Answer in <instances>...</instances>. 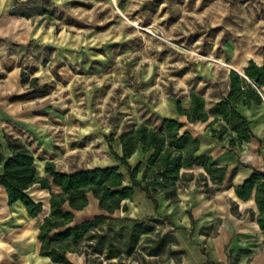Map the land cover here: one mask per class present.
<instances>
[{"label": "rangeland", "instance_id": "1", "mask_svg": "<svg viewBox=\"0 0 264 264\" xmlns=\"http://www.w3.org/2000/svg\"><path fill=\"white\" fill-rule=\"evenodd\" d=\"M255 54L264 0H0V140L60 170L109 164L106 136L215 97Z\"/></svg>", "mask_w": 264, "mask_h": 264}, {"label": "trees", "instance_id": "2", "mask_svg": "<svg viewBox=\"0 0 264 264\" xmlns=\"http://www.w3.org/2000/svg\"><path fill=\"white\" fill-rule=\"evenodd\" d=\"M243 74L230 70L228 94L207 110L203 96L194 90L188 94V108H184L181 98L176 97V113L185 116L191 123L206 121L211 115L220 116L225 125L219 128L215 137L221 140L222 136L232 137L234 133L237 142L231 138L229 147L233 150L240 148L243 142H249L255 135L249 121L237 107L240 104L247 107L261 104L264 95V65L249 59ZM36 81L35 77L31 79L30 86L34 87ZM22 82H26V79ZM47 91L48 86L45 84L37 92ZM183 126L184 123L177 117H163L157 126L141 122L117 137L113 134L106 136L110 153L127 169L129 184L124 183L125 175L118 165L61 172L56 169L54 162L46 161V176H37L33 153L18 137L5 134L4 141L10 156L4 155V144L0 141V186L5 190L7 204L20 202L29 216L36 217L42 212L43 203L35 200L29 189L38 185L50 191L49 213L44 216L37 234L39 254L49 257L54 264H73L67 258L69 252L84 254L88 264H130L132 261L151 264L152 261L147 257L162 260L163 254H166V258L179 261L184 251L171 248L177 242L176 238L170 231L161 233V230L155 228L162 220L172 225L168 217L160 219L151 216L134 220L132 227H121L118 230L111 225L117 219L113 216L117 209L127 210L123 201L132 197L135 187L145 191L147 197L156 204L160 192L153 184L160 181L165 185L161 193L171 202H177L178 186L194 178L193 173L182 169L192 166L204 169L206 174H199L195 180L203 184L207 195L220 190L226 179L232 180L237 167L228 170L227 166L214 163L211 157L197 156L199 139L183 131ZM117 140L121 143V155L113 148ZM138 149L142 159L131 165L127 159ZM52 185L59 187V192L51 191ZM234 191L242 200L254 197L259 211L256 221L264 234V170L253 168L241 184L234 186ZM88 193L93 194L99 208L105 213L72 224L73 211L87 205ZM66 203L69 210L64 208ZM142 236L144 238L141 240Z\"/></svg>", "mask_w": 264, "mask_h": 264}, {"label": "crops", "instance_id": "3", "mask_svg": "<svg viewBox=\"0 0 264 264\" xmlns=\"http://www.w3.org/2000/svg\"><path fill=\"white\" fill-rule=\"evenodd\" d=\"M245 57H250L249 59L257 64L264 65V54L263 57L259 54H255V56L246 55ZM247 63L238 69L228 66L225 89L215 97L207 98L203 93L198 92L204 98L206 110L228 94L230 70L244 75L243 69ZM183 107H189V100L187 105ZM237 109L249 121L255 138L249 142H243L241 147L236 150L229 147L231 138L237 142L234 133H232V137L222 136L221 140L215 137L219 128L223 124L225 125L220 116L211 115L206 121L193 123L188 122L185 116L177 113V116H161V118L177 117L184 123L182 130L190 132L193 137L199 139L197 156L211 157L214 163L225 165L228 170L237 167V172L231 181L226 179L223 182L220 190L207 195L203 184L195 180L199 174H206L204 169L201 166L182 169L181 171L193 173L194 178L188 183L178 186L176 189L177 202H171L161 193L165 185L160 181L153 184L154 188L160 192L156 204L147 197L145 191L138 187L134 188L132 197L123 201L126 203L127 210L117 209L113 213L117 219L111 227L118 230L121 227H132L134 220H142L151 216L160 219L168 217L172 225L162 220V223L156 224L155 228L161 230V233L170 231L177 240L171 245V248L184 251L179 261L171 257L166 258V254L161 256L162 260H158L157 257H147L152 261L151 264H264V234L256 221L259 211L254 197L251 196L247 200H242L237 197L234 191V186L241 184L252 173L253 168L264 170V95L261 104H253L250 107L240 104ZM161 118L156 124L151 121L145 123L149 126H157ZM215 118L218 120L214 121ZM139 123L141 121L130 125L122 132ZM118 135H114V137ZM0 141L4 144V155L9 157L10 152L5 141ZM113 148L117 154L121 155L119 140L113 144ZM111 157L112 160L109 164L97 166L118 165L119 170L125 175L124 183L129 184L127 169L112 154ZM140 159H142V153L138 149L127 160L131 165H134ZM45 162L35 160L37 176H46L44 172ZM52 162L55 163L53 160ZM56 169L61 172L73 171L60 170L57 165ZM138 178H140V173ZM208 183L211 185L210 181ZM59 190V187L52 185L51 191L59 192ZM38 193L47 194L45 197H34L30 193L35 200L43 203V210L38 216L31 217L20 202L8 205L5 190L0 186V264L7 262V264L11 262L12 264H54L49 257L39 254L40 242L37 239V234L44 216L49 213L50 191L38 187ZM87 199L88 203L83 209L73 211L72 224L105 213L99 208L98 200L92 193L87 194ZM64 208L70 209L67 203ZM143 238L144 236L141 240ZM15 257L17 260L14 259ZM67 258L73 264H88L84 254L69 252ZM155 260L157 261L154 262ZM130 264L139 263L132 261Z\"/></svg>", "mask_w": 264, "mask_h": 264}]
</instances>
